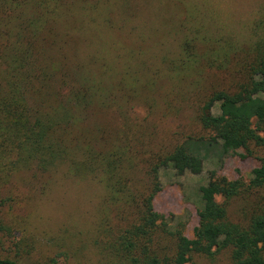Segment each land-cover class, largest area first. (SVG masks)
Segmentation results:
<instances>
[{
  "label": "trees",
  "instance_id": "16d2710c",
  "mask_svg": "<svg viewBox=\"0 0 264 264\" xmlns=\"http://www.w3.org/2000/svg\"><path fill=\"white\" fill-rule=\"evenodd\" d=\"M115 1L0 0V190L20 171L66 166L71 176L105 187L107 208L119 219L111 248L128 264H186L225 249L230 264H264V8L250 41H222L199 29L166 60L171 94L183 93L185 102L199 97L201 131L167 146L126 111L134 95L150 103L155 79L127 68L112 83L109 63L80 51L86 29L90 41L99 19L110 26ZM205 68L224 77L207 83ZM120 91L123 103L113 98ZM116 108L120 128L103 120ZM252 146L263 155L249 180L210 171L192 238L156 210L161 168L199 174L207 160L223 166L234 155L246 159ZM240 198L250 210L233 216L230 206ZM0 264L20 263L0 256Z\"/></svg>",
  "mask_w": 264,
  "mask_h": 264
},
{
  "label": "rangeland",
  "instance_id": "374dc122",
  "mask_svg": "<svg viewBox=\"0 0 264 264\" xmlns=\"http://www.w3.org/2000/svg\"><path fill=\"white\" fill-rule=\"evenodd\" d=\"M263 8L264 0H116L111 4L110 26L99 19V32L90 41L92 30L86 29L87 41L81 43L80 51L84 57L105 59L111 67L107 77L114 75L112 83L127 68L142 78L155 79L150 103L144 104L134 95L126 111L131 122L148 126L157 141L168 146L189 132L201 131L196 121L199 97L193 95L185 102L183 93L171 94L166 60L179 54L185 36L199 29L222 41H250L251 26ZM205 75L207 83L220 76L207 68ZM121 96L120 91L113 98L120 103ZM117 109L105 112L103 120L120 128L122 118ZM213 112L219 113V103ZM251 148L255 151L246 159L234 155L223 166L207 160L199 174L187 171L179 175L171 166L161 168L162 190L155 200L156 210L192 238L197 210L202 206L200 187L208 182L210 171L249 180L263 155V150ZM245 204L243 199H235L230 206L233 216L242 208L249 211ZM107 205L101 183L71 176L66 166L46 172L20 171L0 190V256L20 264H128L111 248L119 235V219ZM231 261V250L225 249L213 256L194 255L186 264Z\"/></svg>",
  "mask_w": 264,
  "mask_h": 264
}]
</instances>
